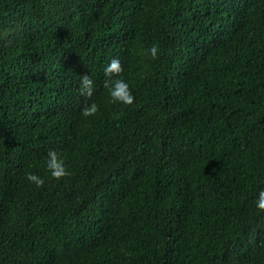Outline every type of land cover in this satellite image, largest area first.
<instances>
[{
  "label": "trees",
  "instance_id": "1",
  "mask_svg": "<svg viewBox=\"0 0 264 264\" xmlns=\"http://www.w3.org/2000/svg\"><path fill=\"white\" fill-rule=\"evenodd\" d=\"M262 188L264 0H0V264H264Z\"/></svg>",
  "mask_w": 264,
  "mask_h": 264
},
{
  "label": "clouds",
  "instance_id": "2",
  "mask_svg": "<svg viewBox=\"0 0 264 264\" xmlns=\"http://www.w3.org/2000/svg\"><path fill=\"white\" fill-rule=\"evenodd\" d=\"M150 55L155 58L158 54V46L153 45L149 50ZM104 74L108 79L105 80V87L109 89V95L114 101H120L123 104H131L134 96L129 88V84L122 78H113V74L122 71L121 62L118 58H112L103 69ZM93 80L89 75H82L80 79V93L83 96L91 97L93 94ZM97 111V105L93 102L82 108L84 116H90ZM47 167L50 169L52 177H62L67 175L63 159L55 150H49L47 154ZM26 179L29 182H34L36 186L44 183V180L36 174L28 173ZM257 208L264 210V188L260 189L256 199Z\"/></svg>",
  "mask_w": 264,
  "mask_h": 264
}]
</instances>
